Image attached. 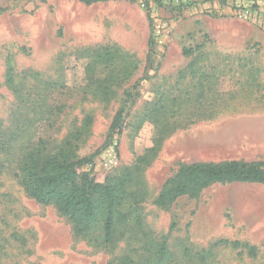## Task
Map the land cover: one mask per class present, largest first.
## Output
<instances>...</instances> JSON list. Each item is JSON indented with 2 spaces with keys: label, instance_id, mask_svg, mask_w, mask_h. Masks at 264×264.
Here are the masks:
<instances>
[{
  "label": "rangeland",
  "instance_id": "1",
  "mask_svg": "<svg viewBox=\"0 0 264 264\" xmlns=\"http://www.w3.org/2000/svg\"><path fill=\"white\" fill-rule=\"evenodd\" d=\"M250 31L264 35L228 0H0V264H152L165 235V264H264V184L155 202L182 164L264 161V40ZM138 79L120 133L78 169L117 187L112 237L102 218L75 235L24 192L18 163L39 139L99 149Z\"/></svg>",
  "mask_w": 264,
  "mask_h": 264
},
{
  "label": "trees",
  "instance_id": "2",
  "mask_svg": "<svg viewBox=\"0 0 264 264\" xmlns=\"http://www.w3.org/2000/svg\"><path fill=\"white\" fill-rule=\"evenodd\" d=\"M80 1L89 4L98 0ZM147 17L150 26L149 12ZM154 43L153 34L150 33L144 72L151 66ZM7 76L10 78L11 70ZM139 82L140 79L135 81L131 90L125 93L121 108L113 117L106 140L99 149L82 156L65 152L63 149L56 153H47L45 148L38 146L41 142L39 139L38 143L24 151L18 163V182L24 192L35 202L51 205L59 214L65 216L75 235L88 231L102 218L107 238L112 237L114 211L120 200L117 187L107 180L97 182L89 172H79L78 169L85 164L92 165L96 154L110 143L114 135L120 133L127 111L138 96ZM3 146L4 141L0 139V147ZM213 182L264 184V161L229 159L218 163L182 164L165 180L155 202L160 207H167L179 196L197 195ZM174 228V223H171L168 232ZM162 239L161 245L154 252L152 264H165L168 253L165 247L166 235Z\"/></svg>",
  "mask_w": 264,
  "mask_h": 264
},
{
  "label": "built area",
  "instance_id": "3",
  "mask_svg": "<svg viewBox=\"0 0 264 264\" xmlns=\"http://www.w3.org/2000/svg\"><path fill=\"white\" fill-rule=\"evenodd\" d=\"M179 4L183 0H168ZM185 1V0H184ZM232 13L238 19L252 22L264 29V0H228Z\"/></svg>",
  "mask_w": 264,
  "mask_h": 264
},
{
  "label": "crops",
  "instance_id": "4",
  "mask_svg": "<svg viewBox=\"0 0 264 264\" xmlns=\"http://www.w3.org/2000/svg\"><path fill=\"white\" fill-rule=\"evenodd\" d=\"M250 32H251V34L253 33L255 38H257L258 40H262V41L264 40V35L262 33H258L256 31H254V32L250 31Z\"/></svg>",
  "mask_w": 264,
  "mask_h": 264
}]
</instances>
